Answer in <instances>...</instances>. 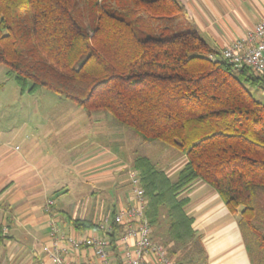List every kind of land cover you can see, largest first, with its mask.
I'll list each match as a JSON object with an SVG mask.
<instances>
[{"label":"trees","instance_id":"16d2710c","mask_svg":"<svg viewBox=\"0 0 264 264\" xmlns=\"http://www.w3.org/2000/svg\"><path fill=\"white\" fill-rule=\"evenodd\" d=\"M131 2L0 0V62L22 91L46 87L186 156L175 180L147 155L133 163L152 237L171 255L196 239L180 195L201 179L238 216L252 264H264V103L250 91H264V73L218 56L185 21L179 0ZM72 223L101 229L87 219ZM121 230L115 222L103 230L116 264H124ZM5 238L1 226L0 245Z\"/></svg>","mask_w":264,"mask_h":264},{"label":"crops","instance_id":"0c3cea01","mask_svg":"<svg viewBox=\"0 0 264 264\" xmlns=\"http://www.w3.org/2000/svg\"><path fill=\"white\" fill-rule=\"evenodd\" d=\"M179 1L185 21L219 52L264 20V0ZM76 107L62 105L53 114L79 109L78 117L46 115L31 130L26 121L0 127V227L6 236L0 245V264H55L45 250L51 245L52 223L63 241L92 233L102 236L104 219L132 203L129 176L136 170L133 163L142 140L114 120L107 121V127L92 128L88 121L94 117L99 125L106 120L105 114H88ZM48 119L59 121L52 126ZM151 148L154 153L145 151L144 155L172 180L177 179L186 156L172 151L167 155V148L157 143ZM180 196L188 198L185 211L193 219L196 239L172 254L180 256L178 264L191 258L203 264H252L238 216L230 212L216 189L198 179ZM49 200L53 204L47 209ZM76 218L91 220L101 229H77L72 223ZM154 238L161 241L157 235ZM66 259L73 264H103L87 246L73 249Z\"/></svg>","mask_w":264,"mask_h":264},{"label":"built area","instance_id":"2783aa9c","mask_svg":"<svg viewBox=\"0 0 264 264\" xmlns=\"http://www.w3.org/2000/svg\"><path fill=\"white\" fill-rule=\"evenodd\" d=\"M218 56L236 70L250 68L255 72L264 73V20L250 28L244 36L227 44ZM209 57L216 59L217 55L210 53ZM130 179L132 203L120 207L112 216H107L101 228L105 232H111L113 222L121 227L118 246L124 264H174L167 246L152 237V227L146 215L147 198L137 170L130 172ZM52 204L53 200H49L47 209ZM58 231L52 223L51 245L45 246L55 264H73L66 259V255L80 246L91 247L103 264H116L108 236L92 233L63 241V238L58 237Z\"/></svg>","mask_w":264,"mask_h":264},{"label":"rangeland","instance_id":"374dc122","mask_svg":"<svg viewBox=\"0 0 264 264\" xmlns=\"http://www.w3.org/2000/svg\"><path fill=\"white\" fill-rule=\"evenodd\" d=\"M131 1L132 0H129V2H130L129 4L133 5V2H131ZM8 69H9L8 65L0 62V127L1 126L4 128L10 127L13 125V123H22L23 121H26L28 130H31L34 127V123H36L37 121L45 120L46 115H48V116L49 115H54V116L66 115L67 117L68 116L78 117L79 114H77L76 110H79V109L69 110L68 114L67 113H65V114H53V113H58V112H54V110H56L57 107L62 106V105L63 106L67 105V106H71L74 108H78V107H76L75 103L72 100H70V99H68V98H66V97L56 93L55 91L46 88V87H39V88H35L33 90L25 89L24 91H22L21 86L19 85L17 80L14 77L8 75V73H7ZM250 91H251V94L253 95V97L255 99L264 103V91H262L261 89H251ZM52 110H53V112L49 113ZM93 112L105 114L106 120L105 121L100 120L102 122L99 125H97L94 117L91 118L88 121V123L91 124L92 128L93 127L95 128L96 126L107 127V121H110V123H111L112 120H114L110 115H108L104 111H93ZM48 120H49V122H48L49 125H52V126H53V124L56 125V121H59L58 119H51V120L48 119ZM48 120H46V121H48ZM86 122H87V119H86ZM77 127H78L77 124H76V126H73L72 128L69 126L68 129L66 130V132L64 133V136L68 135V132H71L73 129H75ZM125 128H127V127H125ZM127 129H129V128H127ZM133 134H134V132H133ZM141 142L142 143L140 144V146L142 144L143 145H142V147L137 148L138 154L143 155L146 153L145 151H151L154 153L155 149L151 148V146H153V144L155 145L157 143L160 146H162L163 148H167V149H165V152H164L167 155L169 154L170 151H172L173 153L179 154V155H184L181 152L175 150L174 148L167 146V145H165L159 141H148V142L144 143V141L142 140ZM68 144H70V147H71L72 142L68 143ZM70 147H68V148L70 149ZM144 148H147V149L145 150ZM163 162L164 161H162L161 163H163ZM69 168H70V166H69ZM67 169H68V167H67ZM71 171L72 170H69L67 173V179L69 181L73 178ZM131 187L132 186H131V179H130V191L132 189ZM112 196H114V195L112 194ZM131 197H132V194H131ZM164 230H165V228L162 227V231H164ZM169 254H170V252H169ZM186 255H188V254H186ZM170 256L174 259V264H176L177 263L176 261L178 260V258H180V256L175 257L171 254H170ZM184 260H186V259H184ZM184 264H203V263H202V261H200L197 258L196 259L191 258V260L187 261Z\"/></svg>","mask_w":264,"mask_h":264}]
</instances>
